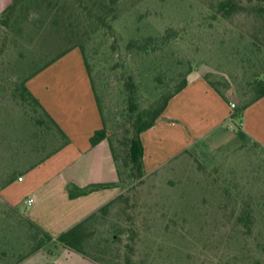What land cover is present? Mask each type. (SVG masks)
<instances>
[{"label":"rangeland","instance_id":"obj_1","mask_svg":"<svg viewBox=\"0 0 264 264\" xmlns=\"http://www.w3.org/2000/svg\"><path fill=\"white\" fill-rule=\"evenodd\" d=\"M76 1L26 0L9 27L0 28V187L8 173L21 168L18 158L27 162L35 150L42 154L57 146L54 136L38 128L40 112L18 98L17 88L38 67L31 62L41 58L43 64L79 45L125 180L124 198L86 225L87 259L264 264L261 145L245 143L236 129L224 136L239 147L222 161L204 166L183 151L134 182L121 162L132 92L137 114L160 107L184 79L204 77L240 110L251 95L249 82L264 75V20L249 10L220 17L218 0H81L79 6ZM244 213L251 214V230L238 221ZM47 247L33 254L24 212L0 200V253L6 252L0 264H43L51 253Z\"/></svg>","mask_w":264,"mask_h":264},{"label":"crops","instance_id":"obj_2","mask_svg":"<svg viewBox=\"0 0 264 264\" xmlns=\"http://www.w3.org/2000/svg\"><path fill=\"white\" fill-rule=\"evenodd\" d=\"M12 2L0 0V18ZM24 80L68 143L64 144L65 137L61 141L57 136L53 149L42 154L35 150L27 162L18 158L21 168L3 179L0 200L24 212L25 218L56 238L97 213L122 190L111 186L70 197L71 191L77 194L94 185L118 183L108 140L91 144L95 133L104 128V120L81 51L74 49ZM232 103L228 94L222 97L204 77L188 80L156 124L141 136L146 171L155 170L183 151L204 166H212L239 147L230 146V139L224 136H231L236 129L245 143L254 141L264 148V97L241 118L235 116ZM19 155L25 157L22 149ZM28 200L32 203L27 204ZM47 249L52 254L43 264H96L59 244H50Z\"/></svg>","mask_w":264,"mask_h":264},{"label":"trees","instance_id":"obj_3","mask_svg":"<svg viewBox=\"0 0 264 264\" xmlns=\"http://www.w3.org/2000/svg\"><path fill=\"white\" fill-rule=\"evenodd\" d=\"M50 1V0H49ZM118 0H113L112 3H117ZM26 2V0H13L12 4L2 13V16L0 18V28H8L11 21L14 19L15 14L17 11L21 10L22 5ZM82 1L77 0L75 4L77 6L81 5ZM249 6V7H247ZM86 8V7H84ZM249 10L250 13L254 14L257 17H260L264 20V0H248L247 2L242 0H218L216 3V13L218 16L223 18H229L235 13H239L241 11ZM99 22H102V24L107 25V23L102 19V17H99ZM109 26V25H108ZM80 48V51L83 55L88 73L91 78V72L89 65L86 61L83 49L79 45L71 46L63 51H61L59 54L54 56L53 58H50L43 64H40V59L37 58L34 59L33 62H31L32 66H38L37 68H34V71L32 73H36L41 71L42 69L46 68L56 60L62 58L69 52L73 51L74 49ZM29 66V65H28ZM208 84L215 89L222 97L225 98V94L221 92L219 88L215 84L209 81L208 78H204ZM92 81V86L96 95V99L100 108V112L102 114L103 120H104V128L102 130H99L95 133V135L91 138V144L92 146L98 145L103 140H108L112 152V156L114 158L117 172H118V183L114 185H94L91 187H88L83 190H79L77 194H74L73 191L70 192V197L75 198L76 196H83L87 195L90 192L94 190H98L101 188H108L111 186H116L122 188V184L125 182L123 178V174L121 171V165L118 163L119 155L116 151V146L114 145L113 141L110 140L108 130H107V124L104 119V114L102 111V108L100 106V102L98 99V96L96 94L95 86ZM26 81H22L20 88H17V92H19L18 98L22 101L24 104L33 105L35 109H33L34 113L39 111L42 119H37L36 122L38 124V128L40 129L41 133H45L48 135H52L55 137H59V139L62 141V138H66L65 143H68V138L65 136L64 132L56 125V123L53 121V119L48 115L46 110L42 107L40 102L32 95V93L28 90L26 87ZM188 85V80L184 79V81L180 84V86L177 88L175 93L165 99L163 104L160 107H154L149 110H143L136 114L137 107L135 104V97L134 93L128 97V112L131 116V127L128 134V143L125 144V153L123 152V159L121 160L123 164V168H125L128 171L127 179L130 181H141L143 178L147 175V171L145 168L144 163V146L142 143L141 136L144 132L151 129L157 122V120L160 118V116L163 114L165 109L167 108L170 100L179 94L183 89H185ZM248 87L250 88L251 95L249 99L243 104V106L240 108V110L235 112V116L238 118H241L246 109L249 108L252 104L256 103L260 99L264 97V75L262 78L256 77L253 81L249 82ZM131 88V87H130ZM247 95H244L246 97ZM45 134V135H46ZM12 150V149H10ZM16 155L19 154V149H15ZM12 181V180H11ZM10 181V182H11ZM124 198L123 193H121L119 196H117L114 200L110 201L108 204L104 205L97 213H94L84 221L78 223L77 225L73 226L69 230L63 232L56 238L50 235L48 232L43 230L40 226H38L36 223L32 222L31 220L25 218L27 227L29 230L30 235V241L32 243V253H38L39 251L43 250L50 244H59L62 245L64 248L77 253L85 258L86 257V251H85V243L89 238V235L87 233L86 225L90 221L91 218L98 214L106 215L110 208L122 200ZM15 210H18L16 208H13ZM238 221L244 225V227L248 230H251L252 226V217L250 213H244L239 216ZM31 253V254H32ZM6 252L3 251L0 253V259L5 258Z\"/></svg>","mask_w":264,"mask_h":264},{"label":"built area","instance_id":"obj_4","mask_svg":"<svg viewBox=\"0 0 264 264\" xmlns=\"http://www.w3.org/2000/svg\"><path fill=\"white\" fill-rule=\"evenodd\" d=\"M236 107V105L234 103L231 104V108L234 109ZM32 200H28L27 204H31Z\"/></svg>","mask_w":264,"mask_h":264}]
</instances>
